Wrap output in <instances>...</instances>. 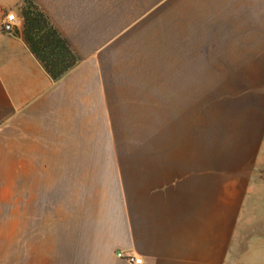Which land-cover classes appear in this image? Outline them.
<instances>
[{
  "label": "crops",
  "instance_id": "0c3cea01",
  "mask_svg": "<svg viewBox=\"0 0 264 264\" xmlns=\"http://www.w3.org/2000/svg\"><path fill=\"white\" fill-rule=\"evenodd\" d=\"M187 1L0 0V237L11 194L26 264H132L121 252L143 264H264V111L255 97L240 103L248 114L230 119L214 159L181 163L173 149L142 177L139 198L122 183L111 119L114 91L127 85L121 57L142 55L166 23L179 35L180 24L222 25L205 39L264 24V0ZM182 7L197 10L181 19ZM8 12L18 17L11 32L1 23ZM59 38L72 62L65 57L56 70L69 67L54 77L43 57Z\"/></svg>",
  "mask_w": 264,
  "mask_h": 264
},
{
  "label": "rangeland",
  "instance_id": "374dc122",
  "mask_svg": "<svg viewBox=\"0 0 264 264\" xmlns=\"http://www.w3.org/2000/svg\"><path fill=\"white\" fill-rule=\"evenodd\" d=\"M196 10L182 7L181 19ZM178 26L159 25L158 38L143 41L142 55L118 61L125 68L117 73L118 79L123 76L127 85L114 91L111 119L115 142L122 149V183L134 198L140 196L142 177L155 176L158 156L172 160L173 149H180L181 163L214 159L215 151L230 138V119L239 122L240 115L248 114L241 102L250 104L255 97L264 111V24L239 25L246 32L236 39L231 32L227 39L202 38L216 35L209 28L220 35L222 25L180 24V35L174 32ZM235 26L229 25L230 30ZM50 55L57 61L63 56L59 47ZM236 149L226 148L224 153L231 155ZM11 212V194H6L0 264H26L27 233L14 240ZM85 250V256L91 255ZM98 253L107 255L105 249Z\"/></svg>",
  "mask_w": 264,
  "mask_h": 264
},
{
  "label": "trees",
  "instance_id": "16d2710c",
  "mask_svg": "<svg viewBox=\"0 0 264 264\" xmlns=\"http://www.w3.org/2000/svg\"><path fill=\"white\" fill-rule=\"evenodd\" d=\"M57 47L60 48V51L63 54V56L61 55L62 59H59V60H61L60 62H59V60L57 61V59H51L52 55H50L54 51V48H57ZM49 50L51 51L50 54H48ZM71 56L72 55L70 54L69 50L65 47L63 41L59 38L52 43L50 42V44L48 46L47 53L44 55L43 60L46 63V66L48 67V69L52 72L53 76L57 77V76H60L61 74H63V72L69 67V65H67L66 67H63L59 71H57L56 68L63 65L65 57L67 59H70L71 60L70 62H72Z\"/></svg>",
  "mask_w": 264,
  "mask_h": 264
},
{
  "label": "built area",
  "instance_id": "2783aa9c",
  "mask_svg": "<svg viewBox=\"0 0 264 264\" xmlns=\"http://www.w3.org/2000/svg\"><path fill=\"white\" fill-rule=\"evenodd\" d=\"M2 27L5 31L11 32L13 31L17 24H18V17L15 12H8L2 18ZM120 257L125 258L127 261L131 262L132 264H143L142 257L138 255L128 253H118Z\"/></svg>",
  "mask_w": 264,
  "mask_h": 264
}]
</instances>
